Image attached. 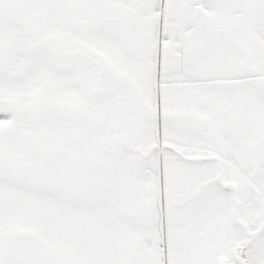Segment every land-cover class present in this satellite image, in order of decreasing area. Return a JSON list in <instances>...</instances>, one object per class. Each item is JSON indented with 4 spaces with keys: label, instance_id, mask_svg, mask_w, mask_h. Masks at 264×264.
<instances>
[{
    "label": "snow or ice",
    "instance_id": "1",
    "mask_svg": "<svg viewBox=\"0 0 264 264\" xmlns=\"http://www.w3.org/2000/svg\"><path fill=\"white\" fill-rule=\"evenodd\" d=\"M0 264H264V0H0Z\"/></svg>",
    "mask_w": 264,
    "mask_h": 264
}]
</instances>
